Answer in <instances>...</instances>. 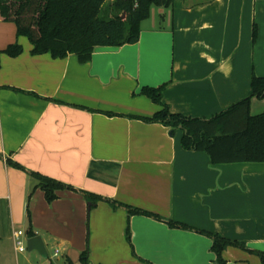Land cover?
I'll use <instances>...</instances> for the list:
<instances>
[{"label":"crops","instance_id":"crops-1","mask_svg":"<svg viewBox=\"0 0 264 264\" xmlns=\"http://www.w3.org/2000/svg\"><path fill=\"white\" fill-rule=\"evenodd\" d=\"M13 43L17 56L4 52ZM32 48L0 18V264H46L15 249L29 228L61 264H85L86 250L87 264H217L200 230L245 243L225 248L227 264H262L264 162L214 164L182 146L180 128L132 116L162 108L144 86L165 84L163 101L190 117L247 97L264 76V0L153 5L136 43L97 46L86 63ZM33 173L72 188L48 201Z\"/></svg>","mask_w":264,"mask_h":264},{"label":"trees","instance_id":"trees-1","mask_svg":"<svg viewBox=\"0 0 264 264\" xmlns=\"http://www.w3.org/2000/svg\"><path fill=\"white\" fill-rule=\"evenodd\" d=\"M175 0H0V18L14 22L18 35L28 37L33 54L50 53L54 58L76 55L81 63L90 61L97 46H123L136 43L140 38L141 23L147 19L151 7L171 6ZM256 38V28L254 31ZM23 51L13 43L4 50L10 56ZM165 84L144 86L141 93L162 108L152 116L132 117L149 122H162L183 131L182 146L187 150L206 152L212 163L264 162V111L251 113L253 97L264 98V76L253 75L250 94L225 110L209 117H190L173 113L163 101ZM111 115H118L109 113ZM10 164L21 167L9 160ZM39 180L48 201L55 200L57 190L69 188L53 178L33 173ZM95 203L101 197L86 193ZM131 214L158 217L141 208L126 205ZM184 228L191 226L171 222ZM213 238L212 250L217 264H227L223 251L230 245L245 247L243 241L231 240L219 233L200 230ZM28 235L35 236L32 228ZM130 238V234L128 235ZM89 250L81 260L87 264ZM264 264V252H258Z\"/></svg>","mask_w":264,"mask_h":264},{"label":"built area","instance_id":"built-area-1","mask_svg":"<svg viewBox=\"0 0 264 264\" xmlns=\"http://www.w3.org/2000/svg\"><path fill=\"white\" fill-rule=\"evenodd\" d=\"M107 1H113V0H107ZM27 239H28V236L26 232H24L23 230H18L15 233V237H14L15 249L19 252L25 251V249L27 248ZM59 256H60V250L55 249L52 257L57 258Z\"/></svg>","mask_w":264,"mask_h":264},{"label":"rangeland","instance_id":"rangeland-1","mask_svg":"<svg viewBox=\"0 0 264 264\" xmlns=\"http://www.w3.org/2000/svg\"><path fill=\"white\" fill-rule=\"evenodd\" d=\"M258 102H264V98L263 99H259V101ZM259 104H261V103H259ZM263 104V103H262ZM261 108H259V109H257V110H253V111H255V112H252V114H258V113H261V112H263L264 111V106L262 107V106H260ZM53 253H54V250L53 249H51V248H47V256L46 257H43V256H41L40 254H39V260L40 261H45L46 262V264H51V263H53V264H61V255L58 257V258H53L52 256H53ZM22 254H30V251H28V249L26 248L25 249V251H23V253Z\"/></svg>","mask_w":264,"mask_h":264},{"label":"water","instance_id":"water-1","mask_svg":"<svg viewBox=\"0 0 264 264\" xmlns=\"http://www.w3.org/2000/svg\"><path fill=\"white\" fill-rule=\"evenodd\" d=\"M27 249L28 251L37 250L42 256H47V248L40 235L29 237L27 239Z\"/></svg>","mask_w":264,"mask_h":264}]
</instances>
